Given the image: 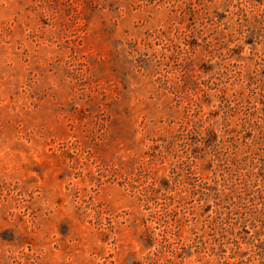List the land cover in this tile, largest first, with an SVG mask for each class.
<instances>
[{"label": "rangeland", "instance_id": "rangeland-1", "mask_svg": "<svg viewBox=\"0 0 264 264\" xmlns=\"http://www.w3.org/2000/svg\"><path fill=\"white\" fill-rule=\"evenodd\" d=\"M0 264H264V0H0Z\"/></svg>", "mask_w": 264, "mask_h": 264}]
</instances>
